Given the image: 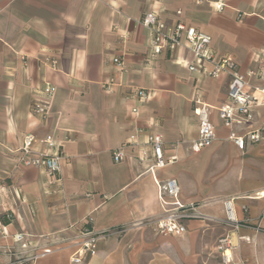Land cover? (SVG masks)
<instances>
[{
    "label": "crops",
    "instance_id": "1",
    "mask_svg": "<svg viewBox=\"0 0 264 264\" xmlns=\"http://www.w3.org/2000/svg\"><path fill=\"white\" fill-rule=\"evenodd\" d=\"M149 11L208 33L216 58L227 56L240 72L264 66V0H227L221 12L192 0H0V264H29L16 232L38 252L50 249L30 264H218L222 236L233 262L264 264V137L242 150L229 138L216 111L229 77H211L210 63L190 70L184 50L149 58L151 33L137 22ZM250 83L264 87L258 77ZM45 85L54 92L42 119L31 107ZM196 92L212 106L215 139L193 152ZM263 121L257 105L235 131ZM26 134L38 150L40 138H55L63 155L58 180L18 164L15 149ZM151 134L161 136L163 159H173L152 169ZM120 146L124 158L115 162ZM168 178L176 179L179 200L206 216L184 218L180 235L161 234L153 223L162 214L158 182ZM226 199L237 230L225 219ZM87 231L103 238L74 263Z\"/></svg>",
    "mask_w": 264,
    "mask_h": 264
},
{
    "label": "built area",
    "instance_id": "2",
    "mask_svg": "<svg viewBox=\"0 0 264 264\" xmlns=\"http://www.w3.org/2000/svg\"><path fill=\"white\" fill-rule=\"evenodd\" d=\"M195 5L210 2L212 8L216 12H221L227 6V0H192ZM180 13L179 10L176 11ZM138 24L150 30V53L149 58L153 59L162 52H168L173 56L179 50L188 52L191 61L188 63L190 70L210 63L211 68L208 74L211 77L228 76V90L226 101L216 107L217 116L221 124L231 130L229 138L239 148L243 149L248 142H256L264 137V121L252 130L244 133H238L235 128L249 123L253 119V110L257 105L264 106V87L253 86L250 79L258 77L264 80V66L259 69H248L240 72L235 63L227 56L216 58L215 52L211 47V36L194 26L186 25L181 21L175 24H166L159 15L154 11L144 13L137 20ZM173 58V57H172ZM113 61L124 70L123 62L118 58ZM54 64V61H51ZM110 82L112 80H109ZM54 92V87L45 85L42 90V98L34 100L32 103V112L40 118H46L49 110V101ZM256 92L260 96L255 95ZM138 95L142 99L149 96V92L139 90ZM193 113L198 121L197 137L191 141L190 149L198 152L202 148L209 146L215 139L214 126L210 120L209 114L211 105L203 101L201 95L196 92L192 98ZM134 135L130 136L129 142H134ZM35 138L32 134L24 135L21 145L15 149L18 151L17 162L23 166H36L44 169L46 174L58 180L56 175L60 169V162L63 155L56 150L57 143L51 134L39 139L44 145L42 150L33 148ZM147 142L151 145L155 162L149 168L162 167L171 162L173 159L164 160L162 157L161 136L159 134H151L147 138ZM115 162L122 161L124 158L123 146L114 149L111 153ZM158 195L162 206V214L153 220L156 230L161 234L180 235L186 228L182 220L187 217H206L202 215L195 205H185L179 200V186L176 179L168 178L163 182H158ZM223 209L225 219L230 226L237 230L239 221L235 217L233 200L226 199L223 201ZM88 236L77 243V248L71 254V261L74 263L81 262L86 256L95 253L96 244L99 239L103 238L102 234H91L87 231ZM15 242L18 244L21 252H27L23 256L24 262L32 263L39 257L49 252V248L41 251L35 250V244L29 240L28 235L24 232H16L13 235ZM246 241L248 237L243 236ZM230 241L227 236L217 239L215 248L220 253V261L218 264H245L243 260L233 262L231 254L228 252Z\"/></svg>",
    "mask_w": 264,
    "mask_h": 264
}]
</instances>
